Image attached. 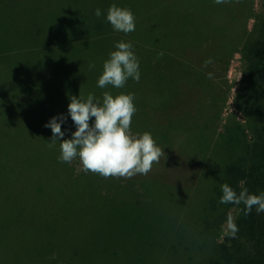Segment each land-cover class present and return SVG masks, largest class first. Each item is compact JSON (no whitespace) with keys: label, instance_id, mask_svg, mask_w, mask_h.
<instances>
[{"label":"rangeland","instance_id":"1","mask_svg":"<svg viewBox=\"0 0 264 264\" xmlns=\"http://www.w3.org/2000/svg\"><path fill=\"white\" fill-rule=\"evenodd\" d=\"M165 1L164 4L170 2ZM254 5L259 9L258 0ZM192 16L181 11L180 25H167L164 31L160 24L165 26V22L149 23L145 18L128 34L116 31L91 34L96 19L59 11L42 12L38 7L22 9L0 4V38L3 48H7L9 42L7 50L12 51L9 54L3 50V59H0V159L3 158V169L0 168V184H3L0 264H181V251L191 240L190 228L201 224L214 202L210 180L218 177L209 174L210 168L194 187L184 188L183 196H148L141 199V205L127 207L125 202L131 200L121 194H114L112 198L91 196L85 199L88 181L80 178L73 180L76 181L73 185L63 182L57 175L59 165L55 164L51 146L46 149L47 162H41L40 154L42 140L50 142L52 137L51 129L44 125L57 114L67 115L70 96L79 97L80 94L86 98L94 93L102 98L105 91L114 96L131 92L135 94L137 110L144 113L146 121H152L163 105L161 99L183 72L192 84L216 90L217 82L205 72L193 71V67L188 68L177 60L181 42L184 46L201 37L192 24ZM154 24L159 29L152 31L150 27ZM253 24L250 19L249 30ZM37 38L47 41V52L45 44L37 42ZM26 39L34 40L37 47L26 53L29 57L23 56L18 49L17 41ZM121 40L133 44L140 61L141 79L138 83L129 79L121 89L111 85L98 88L103 63L115 50V42ZM168 50L174 55H168ZM10 55L13 57L8 58ZM92 62L95 68L90 70ZM241 69V57L236 53L226 68L229 93L219 104V125L227 122L231 115L241 120L233 102ZM35 90L56 104L51 117L42 114V105L32 96ZM20 95L25 96L20 98ZM138 111L132 119L133 133H138L135 117L137 121L144 120ZM70 120L69 117L62 125L63 130ZM181 141L182 136L175 138L174 149ZM161 145L162 149L167 147ZM167 150L163 149L164 155L159 163L153 164L149 175L167 174L171 171L169 165L181 159L171 157L177 156L176 152ZM216 155L222 161L230 158L220 148ZM70 164L75 170L82 168L79 158ZM141 184L150 187L146 182ZM92 188H96L94 182ZM174 202L182 208L181 219L167 221L163 217H173L169 207ZM226 205L218 221L221 225L215 221L201 225V232L208 237L204 240L218 244L224 240L227 216L231 214L235 220L238 215L236 205Z\"/></svg>","mask_w":264,"mask_h":264},{"label":"trees","instance_id":"2","mask_svg":"<svg viewBox=\"0 0 264 264\" xmlns=\"http://www.w3.org/2000/svg\"><path fill=\"white\" fill-rule=\"evenodd\" d=\"M163 1L0 0V4L22 9L38 7L42 12L59 11L70 16L96 19V23L91 26V34L113 32L105 19L107 10L113 3L131 9L136 24L145 18L149 19V23L162 20L166 25L160 24L161 31L167 25H180L181 11L193 15L192 24L201 37L193 39L188 45L183 46L181 42L177 60L188 65V68L193 67V71L205 72L207 76L211 72V79L218 84L217 89L211 91L196 86L187 80L188 75L183 72L181 78L170 87L166 97L161 99L163 105L153 115L152 121H146L144 113L138 110L144 120L137 121L136 117L134 120L138 133L150 132L158 145L167 146H163L168 149L167 152H176L177 156L171 157L181 158L169 165L171 171L167 174H137L131 178H104L92 172L85 173L82 168L75 170L70 163L59 162L57 158L60 151L57 143L51 146L55 164L59 165L57 175L70 185L75 184L76 181L73 180L80 178L88 181V192L83 196L85 199L91 196L112 198L114 194H121L131 200L130 203L125 202L129 207L141 205V199L148 196H183L186 193L184 188L194 187L197 180L205 177L207 169L210 168L209 174H216L218 177L210 180L214 202L201 224L190 228L191 240L181 251V264H264V213L257 214L253 209L250 215L245 216L241 211L243 204L237 206L238 215L234 221L238 232L235 238L226 234L219 244L204 240L208 237L200 230L205 223L215 221L221 225L218 221L227 207L226 204L219 203L222 195L221 184L227 182L237 193L242 187H246L253 194L264 192V0H258L259 9L254 5L255 0H229L228 3L220 5L215 4L214 0H170L168 4ZM97 8L104 14L100 18L94 14ZM250 19L254 21L251 30L248 29ZM156 26L154 24L150 30L159 29ZM37 42L45 44L46 52L49 50L45 39L37 38ZM17 43L20 44L18 49L23 56L29 57L26 53L37 48L31 39L23 42L18 40ZM7 44L9 46V42ZM7 48H3V39L0 38V59H3V50ZM7 51L9 54L12 52L11 49ZM167 53L174 55L171 50ZM236 53L241 57L242 75L233 95V102L241 120L231 115L227 122L219 125V104L223 96L229 93L226 68ZM11 57L13 55L8 56ZM209 58L213 63L205 67L204 62ZM23 96L25 95H20V98ZM32 96L42 105V114L52 115L56 104L50 98L38 90ZM65 128L75 131L71 120ZM178 136H182V141L174 149L175 138ZM65 138H70V132ZM42 141L43 150L40 155L41 162L45 163L48 161L46 149L49 144L46 140ZM219 148L225 155H230L228 160L222 161L216 155ZM0 161V168L3 169V158ZM92 182L96 184L95 190ZM142 182H146L151 188L145 187ZM153 183L155 184L152 185ZM2 198L3 184H0V201ZM169 210L174 213L173 217L165 215L163 218L167 221L181 219L182 208L177 207L175 202Z\"/></svg>","mask_w":264,"mask_h":264},{"label":"clouds","instance_id":"3","mask_svg":"<svg viewBox=\"0 0 264 264\" xmlns=\"http://www.w3.org/2000/svg\"><path fill=\"white\" fill-rule=\"evenodd\" d=\"M229 0H214L215 4H225ZM95 16L104 14L100 8L95 9ZM113 31L125 34L135 31V15L129 8L119 7L116 3L110 5L105 17ZM114 51L108 54L103 63V71L97 80V87L104 89L111 85L113 88H123L129 79L139 82L141 79L140 61L130 41H118L114 44ZM211 58L204 62V66L212 64ZM95 68V63L89 64V69ZM211 79L213 74L208 73ZM241 76V75H240ZM67 115L57 114L44 125L52 132L49 146L59 144L60 155L58 161L71 163L79 158L82 170L92 172L104 178L128 177L147 175L154 163H159L164 155L163 149L156 143L150 132L133 133L132 119L137 109L134 103L135 94L119 93L113 95L109 91L103 93L102 98L94 93L87 97L79 94L70 96ZM70 117L75 131L62 125ZM70 132V138H65ZM222 195L220 204H243L241 211L245 216L255 209L257 214L264 213V192L250 193L246 187L237 191L227 182L221 184ZM227 234L235 238L238 232L231 214L226 219Z\"/></svg>","mask_w":264,"mask_h":264}]
</instances>
